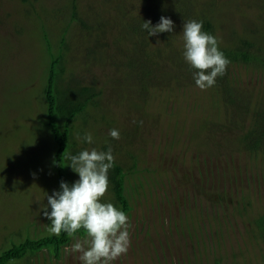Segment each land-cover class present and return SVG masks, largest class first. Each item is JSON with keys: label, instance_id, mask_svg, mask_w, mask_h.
<instances>
[{"label": "rangeland", "instance_id": "374dc122", "mask_svg": "<svg viewBox=\"0 0 264 264\" xmlns=\"http://www.w3.org/2000/svg\"><path fill=\"white\" fill-rule=\"evenodd\" d=\"M180 1L153 2V26L164 16L175 27L146 31L139 42L147 0H0V247L50 232L41 203L61 181L79 179L67 156L111 146L129 184L131 241L112 264H264L256 225L264 214V65L229 63L201 90L183 56L181 19L204 12L219 46L247 37L264 54V0H185L177 10ZM50 65L53 124L66 133L59 160L44 96ZM90 89L96 95L88 101ZM107 196L101 202L113 201ZM85 236L75 234L59 257L43 249L17 264H79L65 249Z\"/></svg>", "mask_w": 264, "mask_h": 264}, {"label": "clouds", "instance_id": "9594fccd", "mask_svg": "<svg viewBox=\"0 0 264 264\" xmlns=\"http://www.w3.org/2000/svg\"><path fill=\"white\" fill-rule=\"evenodd\" d=\"M174 27L173 21L164 16L154 26L151 21L142 24L148 37L171 33ZM202 28V21L184 22L183 56L196 70L193 72L196 86L206 90L226 73L230 61L219 50L218 38ZM109 135L113 139L120 138L118 129H110ZM83 140L91 144L92 134L85 133ZM67 159L70 161L68 166L78 173L79 179L71 185L61 181L60 191L47 196V205L41 203L43 215L51 221V232L57 236L65 232L75 238L80 229L84 230L85 238L75 239V243L65 249V252L76 255L79 264H112L121 255H126L131 245L125 212L113 203L101 202L109 188V170L114 166L113 149L111 146L107 151L85 149L77 155L69 154ZM36 202H41L38 194ZM49 206L50 211L47 210Z\"/></svg>", "mask_w": 264, "mask_h": 264}, {"label": "trees", "instance_id": "16d2710c", "mask_svg": "<svg viewBox=\"0 0 264 264\" xmlns=\"http://www.w3.org/2000/svg\"><path fill=\"white\" fill-rule=\"evenodd\" d=\"M145 1V0H144ZM160 1V0H159ZM153 2L155 4H159L158 0H147V3H145L142 7H147L146 9V19H143L140 17V21L143 24V21H149L147 18V15L149 13L154 12V9L151 7ZM158 2V3H156ZM151 4V5H150ZM177 5V3H176ZM182 7H185V0H181L179 2V9L180 10ZM151 8V10H150ZM188 10V9H187ZM177 12V11H176ZM189 14H182L181 19L184 20L185 22L188 20H196L198 22L202 21L203 22V28L202 30L213 35L212 32V21L209 19V17L204 14V12H200L199 14H194L192 11L188 10ZM72 15H76V8L75 4L72 5ZM80 17V16H79ZM78 17V19H79ZM138 21V19H137ZM154 22L151 24L153 25ZM42 39L45 41V48L47 50V53L49 56L52 58V51L50 49V40L48 39V33L46 32L45 28H42ZM140 34H139V42H145L141 36H145L146 30L140 29ZM214 36V35H213ZM151 38V37H150ZM153 39V38H151ZM61 40L64 41V38L60 36L59 41H60V47H61ZM135 42V43H139ZM144 44V43H142ZM141 46H146V45H141ZM219 46V45H218ZM253 47V48H252ZM219 50L223 52L224 56L230 61V63H243V64H248L249 62L255 64L256 66L264 65V54L262 51L253 43L252 40L247 39V37L240 38L237 44L233 48H227V47H221L219 46ZM62 51L59 50L58 57L55 54L53 57V66L58 64L59 59H61V54ZM51 69V65H50ZM53 69V68H52ZM51 69V70H52ZM195 70V69H194ZM226 76V75H225ZM55 77V74L53 73V70L51 71V74L47 78V84L44 89V96L46 99V110H47V119L50 120L48 123V126L50 128V131L52 135L54 136L56 142L58 143V147L55 153L56 159L59 160L60 157L65 156V150H66V143H65V138H66V133H61L59 129L56 128V126L53 124V120L55 118V110L58 109V106L56 107V96L52 93L53 90V78ZM220 78V77H219ZM195 82V81H194ZM85 88H81L82 93ZM96 95L95 92H91L90 89V96H87V100L91 101L93 97ZM81 103V102H80ZM79 103V104H80ZM84 106L79 105L78 107L71 108L69 111V116L68 120L74 115L75 112H79ZM65 132H67L65 130ZM249 135V132L247 133ZM264 135V133H263ZM131 156V154H129ZM136 161V160H135ZM133 161L132 163V168L137 165L136 162ZM125 164V162L123 161ZM138 166V165H137ZM139 168V167H137ZM148 169L147 167L141 169ZM60 175V180H63L64 177L66 176V173L64 172H58ZM109 177V184L111 185L110 190L112 193V197L107 196L106 198H109L116 207H118L120 210L124 211L125 214L128 213V210L130 208L128 198L125 194V190L127 189L125 183V178H126V171L123 169V164L120 165L119 163L114 161V166L112 169L109 170L108 173ZM64 182H67L66 180H63ZM68 183V182H67ZM129 185V184H128ZM131 188V187H129ZM56 191H60V187L56 189ZM262 220L257 221L256 225H258L261 230L263 231V239H264V214H262ZM26 232H29L28 227H26ZM40 231H38V235L36 234L35 236H31L29 233L28 235L25 234L21 240H13L11 241L10 245L4 246L5 243L0 247V264H17V261H21L23 258L26 256H33V255H38L39 252L43 251V249L47 250V252L51 255H55L56 257H59L61 254V251L65 245H67L72 237H70L67 233L61 232L59 236L53 234L51 231H47L44 234H39ZM76 234H85L83 229H80ZM7 241V239H6ZM16 259V260H15Z\"/></svg>", "mask_w": 264, "mask_h": 264}]
</instances>
